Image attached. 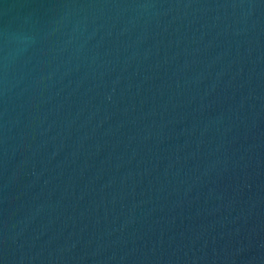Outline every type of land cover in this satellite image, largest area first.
<instances>
[{"label":"water","instance_id":"obj_1","mask_svg":"<svg viewBox=\"0 0 264 264\" xmlns=\"http://www.w3.org/2000/svg\"><path fill=\"white\" fill-rule=\"evenodd\" d=\"M0 264H264V0H0Z\"/></svg>","mask_w":264,"mask_h":264}]
</instances>
